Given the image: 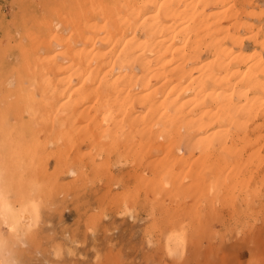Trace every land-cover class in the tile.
Masks as SVG:
<instances>
[{"label":"bare ground","instance_id":"obj_1","mask_svg":"<svg viewBox=\"0 0 264 264\" xmlns=\"http://www.w3.org/2000/svg\"><path fill=\"white\" fill-rule=\"evenodd\" d=\"M238 3L119 0L94 8L89 19L60 24L66 36L49 30L32 36L15 101L0 113V172L4 162L26 164L34 178L25 196L45 197L66 174L83 180L96 161L107 167L104 179L111 183L114 154L121 149L120 156L132 154L136 162L135 152L155 140L159 162L168 164L166 189L179 188L177 167L195 195L237 197L240 191L250 199V191L260 190L244 176L243 158L254 144L245 151L236 146L256 136L258 154L264 149V26L255 23L264 15ZM186 143V155H197L192 160L178 157ZM82 145L89 148L84 160L76 158ZM118 177L117 185L125 186L126 175ZM3 185L0 197H6ZM3 202L0 221L18 237L25 227Z\"/></svg>","mask_w":264,"mask_h":264},{"label":"rangeland","instance_id":"obj_2","mask_svg":"<svg viewBox=\"0 0 264 264\" xmlns=\"http://www.w3.org/2000/svg\"><path fill=\"white\" fill-rule=\"evenodd\" d=\"M118 2L0 0V113L15 101V82L25 75L23 51L28 46L31 50L32 36L48 30L66 36L60 24L89 19L94 8L109 9ZM237 3L247 11L254 8L255 16L264 12V0ZM255 23L264 26V21ZM251 137L236 146L238 151L241 145L242 151L247 149L244 176L253 178L254 188L260 190L250 191V199L240 191L237 197L195 195L189 182H181L177 167L172 174L179 188L166 189L168 164L159 162L155 140L135 152L136 162L132 154L120 156L121 149L114 154L108 168L117 177L111 183L104 179L107 167L96 161L95 168L83 171V180L74 182L75 177L66 174L56 185L50 184L45 197L25 196L34 178L26 164L4 162L0 183L6 197L0 199L25 230L12 237L0 221V264H264V149L258 154V137ZM259 143L262 146L264 140ZM248 144L254 149L244 150ZM188 147L186 143L178 157H189ZM88 150L82 145L76 158L86 159ZM229 151L234 154L237 149ZM52 165L53 161L46 174L54 172ZM122 173L126 185L118 186ZM15 189L21 191L20 197H12Z\"/></svg>","mask_w":264,"mask_h":264},{"label":"clouds","instance_id":"obj_3","mask_svg":"<svg viewBox=\"0 0 264 264\" xmlns=\"http://www.w3.org/2000/svg\"><path fill=\"white\" fill-rule=\"evenodd\" d=\"M72 175H74V173H72Z\"/></svg>","mask_w":264,"mask_h":264}]
</instances>
